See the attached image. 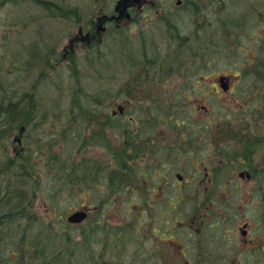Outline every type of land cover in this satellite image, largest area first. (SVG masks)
Returning <instances> with one entry per match:
<instances>
[{
  "label": "rangeland",
  "instance_id": "rangeland-1",
  "mask_svg": "<svg viewBox=\"0 0 264 264\" xmlns=\"http://www.w3.org/2000/svg\"><path fill=\"white\" fill-rule=\"evenodd\" d=\"M116 1L0 0V114L6 112L4 107L11 100L18 104L26 97H17L16 86L20 92H30L28 104L33 108L22 120L28 123L22 131L17 121L4 126L0 120V240L4 238L0 258L4 263L40 264L36 257L45 254L46 247L52 254L61 252L59 261L56 256L46 257L51 264H95L97 259L99 264H147L141 234L169 217L165 208L173 217L183 218L175 211H186L187 194L138 192L149 186L145 181L142 184L148 167L124 149L127 117H117L120 120L112 125L96 119L100 109L123 105L125 97L118 91L128 75L155 70L172 79L168 81L176 84L182 95L194 80L212 85L220 73L238 75L246 70L245 79L251 74L255 77L248 96L241 95L250 83L241 79L228 93L203 85L206 92L195 89L188 100L208 110L199 106L197 113H188L189 121L238 124L243 120L251 125L264 119V0H195L194 11L185 8L180 13L174 10V0H157L158 9L163 10L161 18L153 10L147 11L136 23L111 29L97 52L60 66L47 62L53 59V44L59 50L67 35L76 31V24L61 22L58 16L79 11L83 20H89L101 11H113ZM28 16H33V22L26 25ZM20 26L28 28L15 44V33L20 32L15 28ZM28 41H33V62H29V48L24 45ZM196 64L209 73L202 75L200 69L201 74H193ZM96 72L116 74L117 81H96ZM216 128L200 135L224 138L226 134ZM230 128L227 136L237 129L234 125ZM196 145L201 148L202 141ZM236 148L235 142L220 140L204 152L212 154L218 171L229 174L236 165H229L227 155ZM263 150L258 149L256 155L262 157ZM199 156L194 155V160ZM187 163L180 164L182 174L191 169ZM223 165L228 171L220 168ZM10 196L14 198L8 205ZM82 206L90 208L84 223L67 222L66 216ZM144 207H149L146 214ZM4 213L9 215L4 217ZM92 223L97 225L95 229ZM40 233L46 239L51 234L52 239L44 244Z\"/></svg>",
  "mask_w": 264,
  "mask_h": 264
},
{
  "label": "flooded vegetation",
  "instance_id": "flooded-vegetation-1",
  "mask_svg": "<svg viewBox=\"0 0 264 264\" xmlns=\"http://www.w3.org/2000/svg\"><path fill=\"white\" fill-rule=\"evenodd\" d=\"M157 4V0L136 2L128 0L118 7L115 5L113 11H101L89 20H83L79 11H75L72 16H58L61 22L71 21L76 24V31L67 35L65 43L59 50L53 44L50 48L55 50L53 59H48L47 62L53 67L60 66L75 62L81 55L87 56L94 51L97 52L111 29L136 23L141 14L151 10L161 18L163 10L158 9ZM195 7V0H174L176 12L185 8L194 11ZM27 19L26 25L33 22V16H28ZM26 27L28 28V26L15 28L16 30L20 28V32L15 33L14 36L15 44H19V35L26 32L24 31ZM0 36L2 38V32ZM32 42L28 41L24 44L26 49L29 48L27 52L29 62H32ZM108 57L112 55L108 53ZM165 77L155 73V70L152 74L142 72L128 75L121 90L118 91L125 97L123 105L118 104L111 110L107 107L100 109L96 118L101 123L112 125L115 118L127 117L123 127L124 149L131 158L148 167L145 172L147 176L142 178V184L145 181L149 186L145 189L141 187L138 192L147 191L161 195L187 194L186 211H175L176 216L182 215L183 218L173 217L165 208L163 212L165 211V215L169 217L165 216L164 220H158L156 226L147 228L151 235L154 232L153 236H149L147 230L141 234L140 242L153 247L147 249L146 245L143 246V255L147 264H264V153L262 157L256 155L259 153L258 149L264 148V138H262L264 119L260 118L263 121L252 122L251 125L243 121L237 122L238 124L178 121L175 113L179 108L186 119H189L188 113L198 112L200 105L198 106L197 101L188 100L194 92H197L195 89L205 93L206 88L203 85L212 86L216 91L219 86L216 79L213 80L212 85L204 80H194L182 90V96L175 88L176 84L168 81L172 79ZM104 78L110 84L117 81L116 74L95 75L93 79L101 81ZM251 78L255 79L254 75ZM240 79L244 81L241 75H236L232 83L231 79L228 80L229 92L237 87ZM194 84L197 88H193ZM243 93L241 96L249 94L247 91ZM16 94L30 97L28 90L20 92V86H16ZM184 96L186 100L182 99ZM144 100L146 103H141ZM140 103L142 105H139ZM200 107L205 111L208 110L205 105ZM130 109L131 112H127ZM27 124V122L22 124L21 130H24ZM233 125L237 129L232 133L241 136L251 134L258 143L250 147L252 154L242 152L246 149V144L242 142L250 138L225 137L230 133L225 130ZM248 126L251 130L247 129ZM212 127L226 134L224 138L211 139L208 136L202 138L200 134H205L206 130ZM198 140L202 141L201 148H198L201 145H196ZM220 140L226 144L231 142L238 144V148L234 150L235 154L227 155L229 165H236L230 169L229 174L222 170L218 171L216 161L212 160V154L204 152L211 143L218 144ZM213 154L217 158L218 155ZM194 155H200L199 159L194 160ZM186 160H188L186 167L191 169H187L186 174H182L179 172V167ZM194 165L198 169H195ZM226 166L220 168H228ZM170 178L174 181L169 180ZM170 205L171 202L168 207ZM148 208H143L144 214ZM173 208L175 204L169 209Z\"/></svg>",
  "mask_w": 264,
  "mask_h": 264
},
{
  "label": "trees",
  "instance_id": "trees-1",
  "mask_svg": "<svg viewBox=\"0 0 264 264\" xmlns=\"http://www.w3.org/2000/svg\"><path fill=\"white\" fill-rule=\"evenodd\" d=\"M172 25V24H171ZM178 43H180V41L178 42ZM182 49L184 48L183 46H182V44H180L179 45ZM179 46H177V47H179ZM227 47V46H226ZM262 49V48H261ZM261 51H264V49H262ZM201 54V53H200ZM196 67H195V69L193 70V74H194V72L196 71H198L200 74H201V70L203 71V73H202V75H204V73H206L207 72V68L205 69V67H198V65L196 64L195 65ZM264 67V66H263ZM202 68H204L205 70H203ZM171 69V68H170ZM201 69V70H200ZM95 72V71H94ZM245 72H246V70H242V71H238V73H239V75H241L242 77L244 76V74H245ZM207 73H209V72H207ZM95 74H97V75H100V73H95ZM201 75V76H202ZM253 74H251L250 75V78H247V79H245L244 77V81H248L249 83H250V85L247 87V88H245L244 90L245 91H247L248 92V90H249V92L251 91V88H252V85L251 84H254L255 83V79H253V78H251V76H252ZM196 81H199V80H196ZM76 92L79 94V90L77 89L76 90ZM80 92H81V90H80ZM249 95V94H248ZM25 103V102H24ZM7 105H14V102H13V100H11ZM16 106L15 107H19V104H15ZM26 105V104H25ZM14 110L15 109H9V108H7L6 109V113H3V114H0V120H2V122H4V126H7L8 124H9V122L11 121V120H16L15 119V114L16 113H14ZM19 110H20V108H19ZM177 114V120L178 121H189V119H186V117L184 116V114H183V112L181 111V109L180 110H178V111H176V113H175V115ZM16 115H19V113H17ZM224 116H226V117H228V116H231L232 114H223ZM20 116V115H19ZM257 118H258V120H260V116H259V114H257ZM256 119V116L255 117H253L252 118V120H255ZM120 119H117V118H115L114 119V121H119ZM243 121V120H242ZM233 129V128H232ZM1 130V129H0ZM227 130H230V128L228 129L227 128ZM226 130V131H227ZM234 131H236V129H234L233 130V132ZM233 135H229V136H225V137H227V138H236V137H243L244 139H246V138H250L248 141H245V142H242V144H246L245 145V147H246V149H244L242 152L243 153H247V154H252V151H251V148L250 147H252V146H256L258 143L255 141V139H254V137L251 135V134H245V135H243V136H241L240 134L239 135H237V134H235V133H232ZM216 137H220V135H217ZM221 138V137H220ZM262 138H264V135L262 136ZM259 139V138H258ZM252 140H254V141H252ZM106 141V140H105ZM7 195V194H6ZM10 194L8 193V196H9ZM17 197V196H16ZM14 198V196H10L9 198H8V205L10 204V202H11V200ZM18 198V197H17ZM21 211H22V208H21ZM7 215H9V213H4L3 214V216L4 217H7ZM9 218H12V217H9ZM93 224V223H92ZM97 224V223H96ZM96 226L97 225H94L93 224V227H94V229L96 228ZM41 234V233H40ZM40 234H38V235H40ZM42 235V234H41ZM51 234H49L48 235V237H51L50 236ZM47 237V239L45 238V237H43V235L41 236V239L42 240H44V244H47V242L50 240V239H52V237L51 238H48ZM46 239V240H45ZM0 242H4V238H2V240H0ZM66 244V243H65ZM59 247V246H58ZM44 251H45V254H40V256H37L36 257V260H37V262H39L40 264H51L50 263V260H48V261H46V257L48 256V257H54V256H56V260L57 261H59L58 259H59V257H60V253L61 252H59V253H56V254H52V250L50 249V251H47L46 250V247H44ZM45 256V259H41V258H43ZM1 257V256H0ZM46 262H45V261ZM0 264H8V262H6V263H4V261L3 260H1V258H0ZM95 264H99V262H98V259H97V262L95 263ZM103 264V263H102Z\"/></svg>",
  "mask_w": 264,
  "mask_h": 264
},
{
  "label": "bare ground",
  "instance_id": "bare-ground-1",
  "mask_svg": "<svg viewBox=\"0 0 264 264\" xmlns=\"http://www.w3.org/2000/svg\"><path fill=\"white\" fill-rule=\"evenodd\" d=\"M34 56L35 55H31V58H32V62H33V59H34ZM17 97H20L19 95L17 96ZM20 98H22V97H20ZM25 102V103H24ZM28 102H29V99H28V97H23L19 102H18V104H19V107H15L16 105L14 104V105H7L6 104V106L4 107V110H6L7 108H9V109H15L14 110V113H19V115H16L15 114V121H17L18 122V125H21V124H24V123H26V122H22V120L25 118V116L26 115H29L28 114V112L30 111L29 109L31 108V110L33 109L32 108V106H29V104H28ZM26 104V105H25ZM19 108H20V110H19ZM6 113V112H5Z\"/></svg>",
  "mask_w": 264,
  "mask_h": 264
},
{
  "label": "water",
  "instance_id": "water-1",
  "mask_svg": "<svg viewBox=\"0 0 264 264\" xmlns=\"http://www.w3.org/2000/svg\"><path fill=\"white\" fill-rule=\"evenodd\" d=\"M128 0H119L118 1V5L117 7L120 5V4H123V3H126ZM133 1H138V0H133ZM225 79L224 76H221L219 78V81L221 82V86L224 88V89H227V85H224L223 84V80ZM87 213H86V210L85 209H80V210H76L74 211L73 213H71L70 215H68L67 217V220L69 222H72V223H78V222H81L82 220L85 219Z\"/></svg>",
  "mask_w": 264,
  "mask_h": 264
}]
</instances>
